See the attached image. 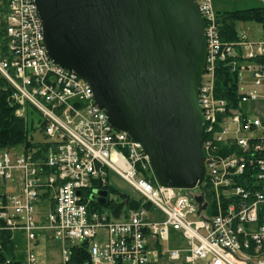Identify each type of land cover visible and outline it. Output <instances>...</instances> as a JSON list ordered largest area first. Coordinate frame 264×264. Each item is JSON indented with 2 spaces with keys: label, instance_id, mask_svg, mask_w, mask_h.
Returning <instances> with one entry per match:
<instances>
[{
  "label": "built area",
  "instance_id": "2783aa9c",
  "mask_svg": "<svg viewBox=\"0 0 264 264\" xmlns=\"http://www.w3.org/2000/svg\"><path fill=\"white\" fill-rule=\"evenodd\" d=\"M195 1L207 42L199 103L209 199L200 215L199 191L160 186L141 144L111 126L86 81L52 61L36 0H0V75L19 110L40 114L44 135L40 146L0 149V231L25 237L28 264H39L33 248L45 231L62 264L85 244L90 261L79 264H151L149 238L169 242L171 230L189 243L184 254L168 252L174 263L264 264V36L223 43L211 0ZM218 63L239 74L237 108L215 96ZM111 174L156 212L94 208Z\"/></svg>",
  "mask_w": 264,
  "mask_h": 264
},
{
  "label": "water",
  "instance_id": "95a60500",
  "mask_svg": "<svg viewBox=\"0 0 264 264\" xmlns=\"http://www.w3.org/2000/svg\"><path fill=\"white\" fill-rule=\"evenodd\" d=\"M49 57L93 90L111 126L141 144L160 186L203 190L207 62L195 0H36ZM78 194H80L78 192ZM109 192L96 203L106 206ZM199 213L207 204L195 198Z\"/></svg>",
  "mask_w": 264,
  "mask_h": 264
},
{
  "label": "trees",
  "instance_id": "16d2710c",
  "mask_svg": "<svg viewBox=\"0 0 264 264\" xmlns=\"http://www.w3.org/2000/svg\"><path fill=\"white\" fill-rule=\"evenodd\" d=\"M217 27L221 41L225 44L236 43L240 40L238 26L240 24H255L264 27V6L243 10H234L226 12H217ZM13 90L7 80L0 75V149L26 147L33 148L42 143L34 142L33 131L42 129L34 127L33 123H28L26 118L16 115L18 107L11 101ZM215 96L217 99L225 100L231 108H237L240 103L239 95V74L232 72L227 63H218L215 73ZM143 176L148 180L147 174ZM110 194L114 193L110 186L106 188ZM203 192L206 199H209V188L204 184ZM94 208L102 209L96 203ZM106 209H109L115 217H120L122 213L141 208L153 213L155 209L149 202L144 203L141 198H132L127 195H121L115 200L109 198ZM0 264H17L18 252L17 240L14 234L6 231H0ZM161 252V248H159ZM90 257L87 251V245L82 248H74L72 253V263L89 262Z\"/></svg>",
  "mask_w": 264,
  "mask_h": 264
},
{
  "label": "rangeland",
  "instance_id": "374dc122",
  "mask_svg": "<svg viewBox=\"0 0 264 264\" xmlns=\"http://www.w3.org/2000/svg\"><path fill=\"white\" fill-rule=\"evenodd\" d=\"M212 10L216 14L217 12H226V11H234L238 9H247V8H255V7H262L264 6V0H211ZM240 34H246L248 37L249 35L246 32H240ZM251 40V38L249 37ZM253 41V40H252ZM244 110H246L249 105L248 104H242ZM250 107L252 108V114L256 113V110H253L255 108V103L250 104ZM263 112V109H261ZM16 115L21 118H26L28 123H33L34 127L38 128L41 123V117L40 114L30 108H26V110L23 112L22 110L17 109ZM33 141L34 142H42L44 140L43 133L40 132V130L33 131ZM109 184L111 189L114 191V193H111L110 197L112 199H119L121 195H127L132 198H140V195L134 191V189L123 179H121L116 174H111L109 178ZM187 191V190H185ZM197 190H192V192L195 194ZM160 220H163V216L161 214L158 215ZM190 219L196 221L198 218H194L192 215H190ZM51 233L48 231H45L40 236V244L33 248L34 254L37 256L38 262L45 264H62V247L59 243L54 242L51 239ZM19 238V237H18ZM18 241V250L21 251L24 254L28 253V249L26 246V241L23 238H19ZM162 250L164 252V256H158L156 259L155 264H176L172 262L170 259H168L169 255L168 252L172 249H179V250H185L189 248V243L186 239H184L179 232L170 231V241H161Z\"/></svg>",
  "mask_w": 264,
  "mask_h": 264
},
{
  "label": "crops",
  "instance_id": "0c3cea01",
  "mask_svg": "<svg viewBox=\"0 0 264 264\" xmlns=\"http://www.w3.org/2000/svg\"><path fill=\"white\" fill-rule=\"evenodd\" d=\"M247 9H249V8H247ZM238 10H243V9H238ZM238 29H239L240 32H246L248 35H249V32H250L249 37L251 38V40L256 41V42L261 41L263 36H264V27H262L260 25L240 24L238 26ZM259 107H260V110H259L260 114L264 115V105H263V103L260 104ZM261 109H263V112L261 111ZM18 237L19 238H23L26 241L25 237L22 234H14V239L15 240H19ZM148 241H149L148 249H149V252H150V254L152 256V260H153L151 264H155L156 263V259H157L158 256H164V252L162 250V245H161V243H158L157 240H155L154 238H151V237L149 238ZM40 242H41V240L38 242V245L40 244ZM17 243H18V241H17ZM26 246H28L27 242H26ZM159 248H161V252L159 251ZM172 250H179V249H172ZM179 251L181 252V254H184L187 251V249L179 250ZM18 252H19V255L21 257H18V259H17L18 263L17 264H28L27 254L23 255V253L21 251H19V250H18ZM40 264H45V263L42 262Z\"/></svg>",
  "mask_w": 264,
  "mask_h": 264
},
{
  "label": "flooded vegetation",
  "instance_id": "af4514ba",
  "mask_svg": "<svg viewBox=\"0 0 264 264\" xmlns=\"http://www.w3.org/2000/svg\"><path fill=\"white\" fill-rule=\"evenodd\" d=\"M110 193V192H109ZM111 195V194H110ZM110 195H109V197H110Z\"/></svg>",
  "mask_w": 264,
  "mask_h": 264
}]
</instances>
